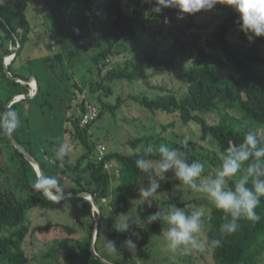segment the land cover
<instances>
[{"label": "trees", "instance_id": "16d2710c", "mask_svg": "<svg viewBox=\"0 0 264 264\" xmlns=\"http://www.w3.org/2000/svg\"><path fill=\"white\" fill-rule=\"evenodd\" d=\"M99 1L105 20L95 34L100 43L99 48L91 55L92 63L96 67L97 78L96 81L88 83L91 95L100 92L96 96L99 100L102 99L101 95H112L110 83L116 80L141 82L146 88L157 90L159 95L154 98L130 95L129 100L136 101L141 107L153 113L177 114L178 120L183 125L196 123L199 128V142L204 147L209 146L219 155L228 147L242 143L245 134L250 130L257 132L258 136L264 139V55L261 54L263 40L262 37H258L249 42L243 32L241 39L230 40L229 26L240 25L238 15H230L211 34V37L199 42L194 32L205 28L197 21L201 11L191 15L184 14V18L180 19L178 9L165 8L160 13L153 12L154 0ZM30 2L31 0H18L13 10L4 14L0 13V31L4 34V38L0 41L2 49L0 72L3 78L0 85V111L4 110L14 97L30 93L29 85L11 80L3 72L4 57L14 55L7 65L11 76L18 80H36V89H38L32 98L37 97L41 91L31 71L27 76H23L11 68L29 39L30 26L26 10ZM68 9H72L70 2ZM217 10L219 7L215 6L211 11ZM163 27L169 29V35L173 40V51L162 53L157 48L147 46L138 59L132 61L128 58L129 48L137 42L140 33L154 41L163 33ZM80 31L79 26L74 27L70 31L71 37L77 39L76 34ZM2 40L12 45L13 49L4 46ZM53 41L48 46L52 51H54ZM60 54L63 55L61 52H56L54 56L59 60ZM113 57H123L122 63L105 69L108 66V60ZM181 57L191 59L195 70L193 77L188 78L189 82L182 96L177 97L175 93L150 83V71L162 69L171 73L175 72L176 61ZM223 61L230 66V70L224 66ZM24 99L30 98L20 99L9 107L15 109L21 119V126L12 136L38 162L43 174L47 176L45 172L47 157L44 159L41 156L40 159L36 156L37 151L31 147L28 137V117L19 111V105ZM122 101L118 97L115 105L112 106L101 101L100 108L97 107V118L91 124L81 127V115L86 105L96 106V104L82 101L79 104L80 111L71 120V125L74 137L86 151L75 162H70L67 158L63 161L54 160L56 166H61L62 170L66 169L74 176L72 180L75 185L62 190V197L67 194L87 193L95 199L99 207L97 216L91 210L87 200L76 198L87 208L90 219L89 224L84 225L86 236L83 240L74 238L76 230L70 226L58 224L44 226V229L60 228L67 234V237L59 243V248L65 255L64 264H100L90 255V247L95 220L99 218L100 223L104 217L101 205L107 202L106 204L113 211L114 209L120 210L134 196L139 181L145 175L135 167L134 161L137 154L133 150L138 148L139 155H147L148 158L156 160L159 158L160 145L165 144L170 148H177V145L168 144L164 136V133L174 126V122H171L162 125V129L157 134L156 145L151 144V141H154L153 136H145L127 141L131 149L128 154L107 152L105 161L109 163L114 161L118 165L115 176L117 185L111 195L109 171L103 168V164L96 163L93 153L97 144L91 141L88 131L100 119L103 111L114 114L120 108ZM202 114L216 115L218 118L214 122H209ZM148 148L152 149L150 154L147 153ZM247 163L245 162L242 167H247ZM239 175L230 178L228 188H234L235 179ZM36 178L37 175L32 166L13 147L8 136L0 134V227H18L9 236L0 238V264H24L28 261L20 250V245L31 228L27 211L37 206L44 209L61 208L68 199L64 198L59 203H54L40 192L35 191L32 184ZM249 187H251L250 184ZM169 192L166 201H163L159 208H155L153 204L146 210L138 207L139 216L146 218L158 209L166 210L170 205L185 208L187 202L180 201ZM200 202L209 208V215L205 216V224L208 227L205 241L213 238L222 239L221 246L209 250L213 264H264V197H261L260 205L256 209L261 220L253 223L242 219L239 222L238 231L225 237H221L219 232L220 225L224 222V213L215 208L211 201L202 200ZM163 227H166V224L162 220L150 225H142L141 228L133 225L129 234L135 232L140 235L139 239L132 238L136 242V249L147 244L149 238L147 228L162 231ZM99 237L98 225L94 243V249L98 255H100L97 248ZM122 241H120V248L114 252L120 258V262L114 263L111 259L100 256L112 264H136L133 261V252L124 248Z\"/></svg>", "mask_w": 264, "mask_h": 264}, {"label": "rangeland", "instance_id": "374dc122", "mask_svg": "<svg viewBox=\"0 0 264 264\" xmlns=\"http://www.w3.org/2000/svg\"><path fill=\"white\" fill-rule=\"evenodd\" d=\"M17 1L0 0V13L4 14L13 10ZM69 2L72 9H68ZM62 3L64 5H61ZM216 6L219 7L217 11H201L197 21L200 26L205 28L195 30L197 41L203 42L211 37V34L230 15L239 16L228 4H217ZM26 17L30 26L29 39L11 68L23 76H27L31 71L37 79L41 91L35 98L24 99L19 105V111L28 117V137L31 147L37 151L36 156L40 159L41 156L44 159L47 157L45 172L48 174L47 176L57 178L63 191L75 185L72 180L74 176L68 170H62L61 166H56L54 152L56 147L63 143L68 149L65 158L70 162H75L86 151L74 137L71 125V120L80 111L79 104L85 101L96 104L100 108L99 105L103 101L112 106L115 105L118 97L123 100L120 108L114 114L103 111L100 119L90 127L88 134L91 141L104 145L109 153L128 154L131 152L127 145L128 140L153 136L154 141H151V144L156 145L157 134L162 129V125L174 122V126L164 133L168 144L177 145V149L185 154L189 162H201L204 165L202 176L215 175L220 168V155L209 146H202L199 142V128L196 123L183 125L178 120L177 114L153 113L141 107L136 101L129 100L128 97L141 95L154 98L159 95L157 90L148 89L141 82L116 80L110 83L112 95H101L102 99L99 100L96 96L100 92H96L94 95L90 94L88 83L97 80L96 67L92 63L91 55L98 50L100 45L95 34L105 20L99 0H31L26 10ZM77 26L81 28V31L76 34L77 39H73L70 31ZM229 31L230 40L241 39L240 25H230ZM3 38L4 34L0 31V41ZM262 40L261 54L264 55V37ZM2 41L4 46L13 49L12 45L7 44L5 40ZM52 41L54 42V51L48 47ZM172 45L173 40L169 35V29L163 27V33L154 41L140 33L137 42L129 48L127 56L134 61L141 56L147 46L157 48L162 53H170L173 51ZM56 52L63 53V55L60 54L59 60L54 56ZM193 55L196 56L195 51ZM0 57L2 58L1 48ZM10 58L6 57L4 63L8 64ZM26 59H28L27 62ZM122 61L123 57H113L108 60V66L105 69L116 67ZM223 62L224 66L230 70V66L225 61ZM149 73L152 85L169 90L180 97L189 82L188 78L193 77L195 70L191 59L181 57L176 61L175 72L155 69ZM2 81L0 72V85ZM32 81L33 87H37L35 81L30 80V82ZM202 116L209 122H214L218 118L216 115L202 114ZM95 154L96 150L94 149L93 157ZM110 165L108 175L111 180L112 195L117 185L115 176L118 165L114 161L110 162ZM146 183L145 174L139 181L134 196L120 210L114 209L113 211L106 204L107 202L101 205L104 217L99 223L100 237L97 248L103 258L111 259L114 263L121 261L114 253L115 251L107 249L106 241H113L116 248L119 249L121 240L124 242L130 237L139 239L138 233L137 237L132 236L129 232L116 231L114 221L118 214L139 216L138 207H142L143 210L149 208L139 200L138 192L140 185ZM160 185V189L153 197L152 204L155 208H159L161 203L166 201L170 191L180 201L187 202L183 208L185 211L190 212L196 208H203L205 216L209 215V208L200 202L208 200L204 194L192 191L178 180L175 182L171 170L166 174V179L160 182ZM95 215H97L96 212ZM27 217L30 220L31 228L20 245L21 252L28 258L24 264H64L65 255L60 250L59 243L67 237V234L60 228L44 229V226H54L55 224L70 226L76 230L74 238L83 240L86 236L84 225H88L90 221L87 208L76 198H68L61 208L44 209L37 206L27 211ZM207 228L205 224L199 234L200 239L205 240ZM17 229L18 227H0V238L9 236ZM146 230L149 235L147 244L133 252V261L136 264H213L209 250L203 253L184 249L171 250L166 246L162 231L153 228Z\"/></svg>", "mask_w": 264, "mask_h": 264}, {"label": "clouds", "instance_id": "9594fccd", "mask_svg": "<svg viewBox=\"0 0 264 264\" xmlns=\"http://www.w3.org/2000/svg\"><path fill=\"white\" fill-rule=\"evenodd\" d=\"M155 13L162 9H178L180 19L184 14H195L200 11H211L217 4H228L239 14L240 30L246 35L249 42L255 38L264 37V0H154ZM21 126L19 113L15 109L5 108L0 111V134L11 136ZM137 154L135 167L140 173L146 174L147 183L141 184L139 200L147 207H152L153 197L160 189V182L166 179L171 170L173 178L192 191L202 193L211 201L215 208L224 213V222L220 225L221 237L236 233L243 220L257 223L261 216L256 209L264 197V139L257 132L248 131L243 142L230 146L220 154V168L215 175L202 176L204 165L199 161L189 162L185 154L177 148H170L162 144L158 148L159 158L153 160L147 155H139L140 150H133ZM152 152L148 148L147 153ZM68 154L67 147L61 143L54 152L58 161H63ZM245 162L247 167H242ZM235 179L234 188H228L229 178ZM249 184L251 187H249ZM32 188L43 196L58 202L62 198V186L54 176L38 175ZM95 213V212H94ZM163 221L166 227L162 228L163 238L167 248L171 250L184 249L203 253L221 246V238L205 241L199 234L205 226V211L196 208L185 211L181 207L170 205L166 210L158 209L146 218L118 214L115 217L114 228L120 233H128L133 225L141 228L153 222ZM132 236L138 234L132 232ZM109 251H116L113 241H106ZM123 247L135 252L136 242L130 237L123 243Z\"/></svg>", "mask_w": 264, "mask_h": 264}, {"label": "water", "instance_id": "95a60500", "mask_svg": "<svg viewBox=\"0 0 264 264\" xmlns=\"http://www.w3.org/2000/svg\"><path fill=\"white\" fill-rule=\"evenodd\" d=\"M18 48V47H17ZM16 52V50H15ZM15 54V53H14ZM2 66H3V72L13 81L19 82V83H23V84H29L30 80H34V79H29V80H18L15 77L11 76L10 73L8 72V64H5L4 61L2 62ZM36 85L37 82L36 80H34ZM38 89V88H37ZM36 89V92H37ZM34 95H29V94H24V95H20V99L23 98H32ZM17 97V96H16ZM14 97L6 106L5 108H9L10 105L15 102V98ZM11 144L13 145V147L30 163V165L32 166L33 170L35 171L36 175H44L42 169L40 168L38 162L28 153L26 152L20 145L19 143L14 139V137L11 135L10 137L8 136ZM64 198H83L85 200H87L90 203L91 206V210L97 213V216L99 214V207L95 201V199L90 196L87 193H78V194H67L65 197H62L58 202L52 200L54 203H59L61 200H63ZM98 225H99V218H97L95 220V227H94V232H93V237L91 240V247H90V255L97 260L100 264H112L106 260H104L100 255H98L94 249V243H95V239H96V233H97V229H98Z\"/></svg>", "mask_w": 264, "mask_h": 264}, {"label": "built area", "instance_id": "2783aa9c", "mask_svg": "<svg viewBox=\"0 0 264 264\" xmlns=\"http://www.w3.org/2000/svg\"><path fill=\"white\" fill-rule=\"evenodd\" d=\"M13 54L7 57H11L10 60L13 58ZM6 57H4L3 61L5 60ZM10 62V61H9ZM8 62V63H9ZM29 95H34V93L36 92V87L31 86V84L29 83ZM20 100V96H17L15 98V102ZM98 116V108L95 105H86V109L85 111L82 113L81 115V120H80V126L84 127L87 126L88 124H91V122H93ZM95 150H96V154H95V160L96 163L98 164H103V168L107 171L110 170V163L105 161V155L107 153L106 148L104 147V145L102 144H97L95 146ZM124 243V242H123ZM122 243V245H123Z\"/></svg>", "mask_w": 264, "mask_h": 264}, {"label": "bare ground", "instance_id": "6f19581e", "mask_svg": "<svg viewBox=\"0 0 264 264\" xmlns=\"http://www.w3.org/2000/svg\"><path fill=\"white\" fill-rule=\"evenodd\" d=\"M30 84H31V86H34V83H33V81H32V82H30Z\"/></svg>", "mask_w": 264, "mask_h": 264}]
</instances>
